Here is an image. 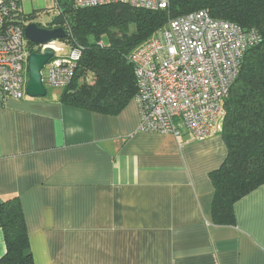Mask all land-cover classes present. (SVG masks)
<instances>
[{
    "label": "crops",
    "instance_id": "obj_1",
    "mask_svg": "<svg viewBox=\"0 0 264 264\" xmlns=\"http://www.w3.org/2000/svg\"><path fill=\"white\" fill-rule=\"evenodd\" d=\"M61 93L0 106V204L19 201L33 264H264V184L232 225L212 223L220 126L201 141L148 134L133 100L106 116Z\"/></svg>",
    "mask_w": 264,
    "mask_h": 264
},
{
    "label": "trees",
    "instance_id": "obj_2",
    "mask_svg": "<svg viewBox=\"0 0 264 264\" xmlns=\"http://www.w3.org/2000/svg\"><path fill=\"white\" fill-rule=\"evenodd\" d=\"M61 7L55 25L66 30L64 42L78 48L80 58L59 100L64 106L106 116L121 113L136 93L129 56L169 21L204 11L213 20L258 32L262 42L245 53L221 103L226 158L209 174L212 223L232 225L234 204L264 184V0H168L161 10L127 5L76 8L64 0ZM0 228L6 247L0 264H33L16 198L0 204Z\"/></svg>",
    "mask_w": 264,
    "mask_h": 264
},
{
    "label": "built area",
    "instance_id": "obj_3",
    "mask_svg": "<svg viewBox=\"0 0 264 264\" xmlns=\"http://www.w3.org/2000/svg\"><path fill=\"white\" fill-rule=\"evenodd\" d=\"M22 1L0 0V106L8 98L20 100L26 96L25 65L29 54L40 53L46 47L54 52L44 68L46 89L67 87L80 58L79 49L69 48L64 42L66 37L48 46L29 45L24 28L30 23L19 8ZM52 1L60 14L64 0ZM70 1L76 8L127 5L161 10L168 6V0ZM64 32L67 34L66 30ZM57 42L64 43L67 51ZM261 42L256 30L213 20L204 11L169 21L128 59L136 80L133 101L139 112V130L174 137L186 131L195 140L207 138L222 120L221 103L238 74L245 53Z\"/></svg>",
    "mask_w": 264,
    "mask_h": 264
},
{
    "label": "water",
    "instance_id": "obj_4",
    "mask_svg": "<svg viewBox=\"0 0 264 264\" xmlns=\"http://www.w3.org/2000/svg\"><path fill=\"white\" fill-rule=\"evenodd\" d=\"M26 40L34 46H48L49 44L64 40L66 34L63 29H43L36 24L30 23L24 28ZM54 52L50 47H46L40 53H31L27 58V80L25 95L28 98H44L47 90L43 83V71L45 66L52 60Z\"/></svg>",
    "mask_w": 264,
    "mask_h": 264
},
{
    "label": "rangeland",
    "instance_id": "obj_5",
    "mask_svg": "<svg viewBox=\"0 0 264 264\" xmlns=\"http://www.w3.org/2000/svg\"><path fill=\"white\" fill-rule=\"evenodd\" d=\"M19 8H21L23 14L29 17V23L36 24L40 27H50L51 25L56 24L58 13L55 10L52 0H23ZM57 44L63 46L67 51V46L64 43L57 42ZM26 66L27 65H25V67ZM44 73L45 71L43 72V75ZM50 91L48 90L49 93ZM219 126H221V122L217 125V128H219Z\"/></svg>",
    "mask_w": 264,
    "mask_h": 264
},
{
    "label": "clouds",
    "instance_id": "obj_6",
    "mask_svg": "<svg viewBox=\"0 0 264 264\" xmlns=\"http://www.w3.org/2000/svg\"><path fill=\"white\" fill-rule=\"evenodd\" d=\"M47 90V89H46Z\"/></svg>",
    "mask_w": 264,
    "mask_h": 264
}]
</instances>
